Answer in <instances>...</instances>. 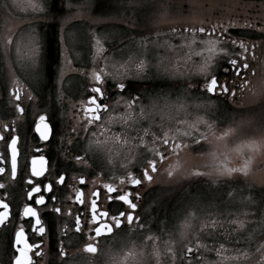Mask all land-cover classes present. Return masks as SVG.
<instances>
[{
	"label": "flooded vegetation",
	"instance_id": "1",
	"mask_svg": "<svg viewBox=\"0 0 264 264\" xmlns=\"http://www.w3.org/2000/svg\"><path fill=\"white\" fill-rule=\"evenodd\" d=\"M52 28L59 47L51 56L44 31L43 55L31 65L30 75L1 64L7 74L0 72V205L8 208L0 207V216L7 213L0 222V264L22 259L18 250H24L29 264H123L128 257L133 264H229L230 254L254 253V243L239 236L242 231L222 214L191 225V232L179 231L186 216L176 215L185 194L212 188L220 195L243 184L242 138L217 136L216 127L206 123L239 128L246 87L253 89L256 79L264 78V40L238 30L219 33L216 71L196 79L195 73L175 77V28L165 30L173 37L167 41L172 50L165 64L157 51L146 50L140 62L124 49L118 52L128 46L116 36L108 41V56L104 46H91L87 55L62 57L60 28ZM158 31L164 30L147 33L145 42L157 38ZM212 78L218 86L208 92ZM180 95L207 109L196 115L187 110L175 124ZM92 98L107 107L91 111L96 108ZM211 102L217 105L213 109ZM96 115L99 119L93 120ZM196 118L200 123L185 132ZM45 130L47 139L41 135ZM121 195L135 208L117 199ZM41 196L44 203H35ZM27 207L37 216H27ZM121 212L133 216L131 224ZM114 217L121 220L119 228ZM105 224L112 226L110 233ZM88 245L96 251H87Z\"/></svg>",
	"mask_w": 264,
	"mask_h": 264
},
{
	"label": "rangeland",
	"instance_id": "2",
	"mask_svg": "<svg viewBox=\"0 0 264 264\" xmlns=\"http://www.w3.org/2000/svg\"><path fill=\"white\" fill-rule=\"evenodd\" d=\"M51 4L52 0H0L1 76L3 72L7 74L5 66L10 67V71L14 69L30 75L31 65L42 58L44 31L52 26L53 21L60 28L62 57L87 55L91 46H104L103 51L107 49L108 56V41L116 36L128 46L125 49L124 45L118 52L124 49L126 55L140 62L146 50L150 54L157 51L155 56L164 64L166 52L172 50L167 41L173 38L171 32L165 30L175 28V77L195 73L196 79L216 71L219 33L246 31L264 40V0H67L62 17L56 19L48 13ZM125 27L136 32H127ZM157 28L164 31H158V37H149L153 40L146 43V34H154ZM201 28L206 31L214 29L216 33L208 36L190 32ZM125 34L130 35L126 37ZM160 48L164 53L158 54ZM2 63L5 65L3 69ZM255 85L253 89L247 86L241 99L243 113L237 118L238 129L234 123H226L221 128L217 127L215 120L206 123L209 127L212 125L211 129L216 127L217 136H223V133L242 138L243 184L235 186L234 190L227 187L220 194L223 197L212 188L185 194L179 199L181 208L176 215L186 216L181 220L180 232L193 231L191 225H199L206 217L216 215V219L222 214L229 218L232 225L242 231L239 236L255 246L254 253L245 250L230 254L229 264H264V78L256 79ZM210 105L211 109L217 106L211 102L208 108ZM206 109L201 102L189 100L187 96L180 95L175 101V116L183 115L187 110L196 115ZM182 115L175 118V124L178 123L176 119L181 121ZM199 123L196 118L186 124L185 132ZM228 141L225 139L223 143ZM232 162L237 165L236 160ZM215 219L213 217L210 221ZM243 243L246 247L245 240ZM128 258L123 259V264H133Z\"/></svg>",
	"mask_w": 264,
	"mask_h": 264
},
{
	"label": "snow or ice",
	"instance_id": "3",
	"mask_svg": "<svg viewBox=\"0 0 264 264\" xmlns=\"http://www.w3.org/2000/svg\"><path fill=\"white\" fill-rule=\"evenodd\" d=\"M199 31H200L201 33H203L205 30H204L203 28H201ZM231 63H232L233 65H235V64H236V61H235V60H232ZM138 67L142 69V68H143V62H141L140 65H139ZM244 67L246 68L247 65L245 64ZM96 79L99 81V80H100V77H99V76H96ZM118 86H119L121 89L124 88V85H123V84H120V85H118ZM217 86H218V82H217V80H216L215 78H212L211 81H210V85H209V87L207 88V91H208V92H213L214 89H215ZM219 87H221L222 90H223L224 92H227V91H228L227 87L224 86V85H219ZM93 91L100 93V89H99V88H96V89H94ZM101 96H102V93H101ZM91 103L96 105V108H95V109H91V111H94V112H99V110H100L101 108H106V107H107L106 105L96 104V99H95V98H92ZM43 119H44V118L41 117V120H43ZM92 119H93V120H95V119H99V117H98V115H96V116H93ZM89 123H91V120L89 121ZM45 129H47V125H45ZM41 135H42L43 138L47 139V131H46V130H45L44 132H42ZM164 143H167V140H165ZM12 144L15 145V140L12 141ZM15 151H16V150H15V147H13V148H12V153H13V155H12V171H13V172H15V169H16ZM41 163H42V165H43V160H41ZM149 163L151 164L152 162L150 161ZM152 170L155 171V168L153 167ZM0 171H2V169H0ZM42 171H43V170H42ZM42 171H41V172H42ZM233 171H235V169H233ZM41 172L39 173V175L41 174ZM33 174H34V175H37L34 171H33ZM144 176H145L147 179H151V177L148 176L147 171L144 172ZM61 179H62V178H61ZM133 183H134V184H139V183H140V179H135V180H133ZM34 191L37 192V193H39V192L41 191V189H40L39 187H37V188L34 189ZM110 199H111V197H110ZM117 199L124 201V203H126V204H129V206H130L131 208H133V209L135 208V205L132 204L129 200H127V198H126L125 196H123V195L118 196ZM35 203L43 204V203H44V198H43V196H41L39 199H37V200L35 201ZM0 207H3L4 209H7V208H8V205H7V204H2V205H0ZM29 210H30V211H29ZM57 211H58V210H57ZM25 213H26V215L29 216V217H36V216H37V213H36V212L33 210V208H31V207H27V208H25ZM104 215H107V214L104 213ZM6 216H7V213H5L3 216H0V222H3V221L5 220V218H6ZM119 216H120V217H125V216H126V220H127V222H128L129 224H131L132 221H133V216H132L131 214H127V215H126L124 212H121V213H119ZM113 219H114V226L117 227V228H119L120 225H121V220H120L119 218H116V217H114ZM36 223L39 224V220H38V219L36 220ZM241 226H242V225H241ZM103 227H104V229L106 230V232H109V233H110V232L112 231V226H111V225H107V224H105ZM40 231L43 232L44 229L41 228ZM95 231H96V234H97V235H100V234H101V229H100L99 227L96 228ZM23 235H24L23 231H21L20 233H17V239L19 240ZM86 250L89 251V252H95V251H96L95 247H93L92 245H88V247H87ZM18 251H21V256H22L23 258H22V259H21V258H18V259L16 260L15 264H29V260H28L27 256L24 255V250H18ZM188 251L191 252L192 249L189 248Z\"/></svg>",
	"mask_w": 264,
	"mask_h": 264
},
{
	"label": "trees",
	"instance_id": "4",
	"mask_svg": "<svg viewBox=\"0 0 264 264\" xmlns=\"http://www.w3.org/2000/svg\"><path fill=\"white\" fill-rule=\"evenodd\" d=\"M67 0H52V4H51V11L54 15L57 14V18L62 17V13H64L65 11V4H66ZM55 33L53 32V28L52 26L49 28L47 35L49 36L48 38V42H49V50H50V54L51 56H53V52L55 50V48L59 47V44L56 42L57 38L54 35Z\"/></svg>",
	"mask_w": 264,
	"mask_h": 264
}]
</instances>
